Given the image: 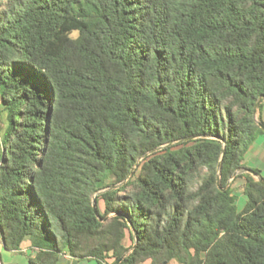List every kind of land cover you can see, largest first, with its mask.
<instances>
[{"label": "trees", "instance_id": "obj_1", "mask_svg": "<svg viewBox=\"0 0 264 264\" xmlns=\"http://www.w3.org/2000/svg\"><path fill=\"white\" fill-rule=\"evenodd\" d=\"M0 93L7 250L264 264V185L240 174L239 212L217 184L221 161L223 188L260 175L244 159L264 135V0H0Z\"/></svg>", "mask_w": 264, "mask_h": 264}, {"label": "rangeland", "instance_id": "obj_2", "mask_svg": "<svg viewBox=\"0 0 264 264\" xmlns=\"http://www.w3.org/2000/svg\"><path fill=\"white\" fill-rule=\"evenodd\" d=\"M3 110H4V105L2 103L1 93H0V155L4 151V148H3V145H2V133L3 132L1 131V129L6 127V120H5L6 119V115L3 113ZM255 118H256L257 121H259L257 119L256 115H255ZM175 142H177V141H175ZM168 145L169 144L164 145L162 147H159V148L155 149L154 151H151L147 155H150L151 153H153L155 151H160V150L164 149ZM252 157L253 156H251V155L250 156H246L244 163L249 168L260 170L259 171L260 172L259 176L264 179V171H262V170H264L263 169L264 168V159H262V158H260V159L253 158L252 159ZM258 168H261L262 170L258 169ZM241 171H242V169L238 170L236 173H239ZM218 174H219V167H218V171H217V176H218ZM233 176H232V178H233ZM206 178H207L206 169L203 172L198 171V173H196V175L193 178V184H192V187H191V192L196 194V193H198V191L202 187H205ZM232 178L229 179L228 185L232 184V191H233L234 195L236 196V203H235L236 204V208H237V210L239 212H241L245 208V206L247 204V201H248V198H247V196L245 194V185L247 183V177L243 176L242 178L237 179L235 182H234V180H232ZM254 178L258 181L257 177L254 176ZM128 179H129V177L126 178V180L124 182L116 185L117 188H119L121 185L126 183L128 181ZM135 188L136 187H130L129 190L132 191ZM108 190H112V189L109 188V189H106V190H103V191L105 192V191H108ZM103 191H100L99 193H97L94 196L93 204L96 205V201H95L96 196H98L101 193H103ZM99 207H100V209L103 212L104 209H105V204H104L103 201L99 202ZM112 216H115V214H112L111 216H108L107 218H105L102 221L106 222L107 219H109ZM123 243H124L125 246H128V247L132 246V242L128 238L126 240H124ZM136 243L137 242H135V244L133 245L132 250H134V248L136 246ZM131 251H129L126 255H128ZM39 253H40V251L38 249L32 248V246H31L29 241H26V242H24L22 244V248H21L20 251H9V250H7L5 248V243L1 239V236H0V264H29L30 260H37V257L39 255ZM60 264H97V262L95 260H90V261L89 260H78V259L73 258L70 254L65 253V254H61L60 255ZM169 264H180V263H178L177 261H172Z\"/></svg>", "mask_w": 264, "mask_h": 264}, {"label": "crops", "instance_id": "obj_3", "mask_svg": "<svg viewBox=\"0 0 264 264\" xmlns=\"http://www.w3.org/2000/svg\"><path fill=\"white\" fill-rule=\"evenodd\" d=\"M256 116H257V119H261L263 122H264V99H262V102L260 104V106L258 107L257 109V112H256ZM253 156V158H262L264 159V135H260L257 140L251 145V147L249 148V150L247 151L246 156ZM244 162H245V159H244ZM263 168V167H262ZM258 169H261V168H258ZM264 169V168H263ZM262 170V169H261ZM260 171V170H259ZM264 171V170H262ZM243 174V173H242ZM240 175V174H239ZM237 175V176H239ZM236 176V177H237ZM253 176V175H252ZM259 176V175H258ZM234 178L235 181L239 178H242L243 176L240 175V177H237V178ZM254 177V176H253ZM260 177V176H259ZM233 179V180H234ZM234 181V182H235ZM234 195V193H233ZM98 264V263H97Z\"/></svg>", "mask_w": 264, "mask_h": 264}, {"label": "water", "instance_id": "obj_4", "mask_svg": "<svg viewBox=\"0 0 264 264\" xmlns=\"http://www.w3.org/2000/svg\"><path fill=\"white\" fill-rule=\"evenodd\" d=\"M261 102H262V98L259 100V102L257 103V105H256V107H255V115H256L257 109H258V107L260 106ZM258 124L260 125V127H261V128L263 129V131H264V126L261 125L260 123H258ZM196 138H197V137H190V138H185V139H183V140H181V141H189V140H193V139H196ZM177 142H179V141H177ZM177 142H174V143H177ZM174 143H170L169 145H173ZM224 154H225V149L223 150V155H224ZM221 168H222V161H221L220 164H219V174H218V176H217V184H218L219 189H221L222 191H225V190H227V188L229 187V185H227L225 188L222 187V183H221ZM134 170H135V169H133V171H134ZM132 173H133V172H132ZM132 173L129 175V177H131ZM242 173H249V174H251V175L257 177L258 181H259L262 185H264V179L261 178V177H259L257 174H255V173H254L252 170H250V169H242L241 172L236 173V174L233 176L232 180H233L237 175L242 174ZM115 188H117V186H112L110 189H115ZM103 192H104V191H103ZM94 209H95V212L98 213V212H97V206H96L95 204H94ZM122 260H123V258L120 259V260H119L117 263H115V264H120V263L122 262Z\"/></svg>", "mask_w": 264, "mask_h": 264}]
</instances>
